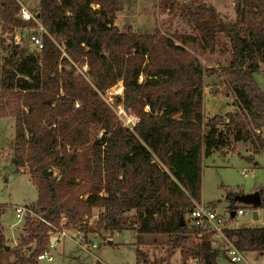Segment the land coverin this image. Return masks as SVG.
<instances>
[{
	"label": "trees",
	"instance_id": "obj_1",
	"mask_svg": "<svg viewBox=\"0 0 264 264\" xmlns=\"http://www.w3.org/2000/svg\"><path fill=\"white\" fill-rule=\"evenodd\" d=\"M238 3L229 20L201 0H158L162 11L194 25L193 36L120 30L123 0H39V51L18 54L0 35L9 51L0 67V118H13L14 163L37 189L33 215L10 249L0 207V264H36L61 222L85 237L135 229L136 264L167 263L176 252L183 262L215 264L221 251L208 235L197 241L186 220L201 202L202 159L239 141L264 147V91L253 75L264 70V0ZM20 10L18 0H0L2 33L38 27ZM216 50L231 56L222 71L236 109L206 118L204 77L215 69L199 57ZM118 82L114 100L137 115L132 127L103 98ZM255 190L264 208V184ZM234 195L229 210L245 208ZM225 233L243 253H264V225ZM147 242L164 244L165 255L150 261L140 248Z\"/></svg>",
	"mask_w": 264,
	"mask_h": 264
},
{
	"label": "rangeland",
	"instance_id": "obj_2",
	"mask_svg": "<svg viewBox=\"0 0 264 264\" xmlns=\"http://www.w3.org/2000/svg\"><path fill=\"white\" fill-rule=\"evenodd\" d=\"M33 1L35 0L27 2L28 5L24 0L22 3L27 8L33 9L35 5ZM180 1L188 2L189 0ZM201 1L213 5L223 17L229 20H234L236 6H239L238 0ZM115 25L122 31L132 29L142 32H161L169 35L178 33L199 36V31L194 25L188 24L176 15L162 11L158 0H123V8L116 15ZM38 32L41 33L40 30ZM26 34L25 30L22 31L24 43L18 44V47L14 49L18 54L37 52L34 47L26 42ZM6 44L12 43L5 42ZM12 45L16 44L13 43ZM219 50L207 52L199 57L204 66L214 67L215 69L214 74H207L204 77L203 112L206 118L214 115L224 116L227 112L236 109L234 95L225 85L222 71V67L227 64L231 56L228 52H220ZM8 53L9 51L2 50L0 45V67L3 63V56L8 55ZM86 70V64L83 65L82 69H77L79 72ZM253 75L260 88L264 91V70L255 71ZM122 90V82H118L107 90L103 98L119 118L127 123L128 119L131 118L132 120V117H137V115L131 109H126L121 104L115 103L114 96L121 94ZM219 129L226 130V124H220ZM261 135L264 141V128ZM13 151L14 120L11 117L0 118V207L3 209L1 223L5 236L4 245H8L9 249L16 245V240L23 231L25 220V218H22L18 221L15 215V207H31L37 199V189L31 183L27 169L22 166L17 167L12 161ZM54 171L56 173V170ZM263 184L264 148L255 150L250 142L239 141L234 143L231 148L213 150L202 159L201 202L214 206L220 214L228 215V195L230 193H250L257 186ZM245 206L246 213L234 217L231 225L236 227L262 226L264 208H257L260 209V220L251 223L252 208L248 205ZM97 213L98 210L95 209L94 214L89 219V224H92L94 219H96ZM186 220L189 223L188 215ZM62 223L64 222L60 224V233L57 230L58 228H53V231H51L50 239L57 236L58 238L55 239L54 244L49 243L46 249L52 255L53 260H39L37 255L35 257L36 264H96L97 262L102 264H136L137 231L135 229L115 231L111 234L103 233V236L88 234L86 238L90 247H87L84 242L78 239L85 235L83 232L72 226H62ZM161 238L157 240L159 242L163 241L164 238ZM93 243H96L97 247H92L91 244ZM212 246L222 252L217 256L215 264H242L241 262H231L220 247L214 244ZM33 248L29 250L28 254ZM140 248L146 252L150 261L165 255L164 244L147 242L145 246ZM255 257L250 254L246 255L249 262L264 264V253ZM162 264H201V261L195 258H188L186 262H183L180 253L176 252L169 262Z\"/></svg>",
	"mask_w": 264,
	"mask_h": 264
},
{
	"label": "built area",
	"instance_id": "obj_3",
	"mask_svg": "<svg viewBox=\"0 0 264 264\" xmlns=\"http://www.w3.org/2000/svg\"><path fill=\"white\" fill-rule=\"evenodd\" d=\"M20 17L25 20L32 19L36 22V29H26V28H18L15 34L11 37L7 33H2V24H0V35L5 40V42L15 43V44H23L24 40L22 37V31H26V42H28L32 47H34L37 51H39L43 47L42 34L45 32L44 27L41 22L37 18V16L30 12L26 7L21 4V10L19 13ZM41 31V33L38 32ZM64 46L61 47L63 49ZM138 121L137 117H132L128 119V122L125 123L129 127H132ZM246 174V173H245ZM253 210V209H252ZM233 216L229 210L228 215L220 214L214 207L203 204L202 202H194V207L188 214L189 223L194 226L197 231L195 234V239L200 241L205 235L209 236V239L212 244L217 247H220L226 255L227 258L231 262H241L242 264H251L246 258L245 253H243L233 242L232 239L227 237L225 231L229 228H233L236 226L231 225V222L234 220V217L241 216L246 213L244 208H239L234 210ZM33 214L30 207L27 206H16L15 207V215L20 221L22 218L24 219L26 215ZM60 233V230H58ZM51 234V232H50ZM64 234V233H63ZM62 234V235H63ZM58 238V236H57ZM80 241L84 242V245L90 247L87 238L85 235L81 238H78ZM84 240V241H83ZM92 247H97L96 243L91 244ZM39 260L47 259L49 261L53 260L52 255H50L48 250L43 251L38 255Z\"/></svg>",
	"mask_w": 264,
	"mask_h": 264
},
{
	"label": "water",
	"instance_id": "obj_4",
	"mask_svg": "<svg viewBox=\"0 0 264 264\" xmlns=\"http://www.w3.org/2000/svg\"><path fill=\"white\" fill-rule=\"evenodd\" d=\"M233 200L235 202H238L240 204L243 205H248L251 207H254V209L252 210V215L254 219H257V207H259L261 205V196L258 190H255L253 192L250 193H239L234 195ZM234 210L231 212V215L233 216L234 214ZM57 237H51L50 239V243L54 244V241ZM110 242V241H109ZM6 249L9 248L8 245L5 246Z\"/></svg>",
	"mask_w": 264,
	"mask_h": 264
},
{
	"label": "crops",
	"instance_id": "obj_5",
	"mask_svg": "<svg viewBox=\"0 0 264 264\" xmlns=\"http://www.w3.org/2000/svg\"><path fill=\"white\" fill-rule=\"evenodd\" d=\"M24 7H26L22 2H23V0H18ZM25 2H26V4H27V2H29L28 0H24ZM34 2V8L32 9V8H27L26 7V9H28L30 12H33V10H35L36 9V7H37V5H38V3H39V0H35V1H33ZM28 5V4H27ZM261 134H262V132H261ZM262 136V135H261ZM262 149L264 148V147H261ZM14 155V154H13ZM12 161L14 162V160H13V156H12ZM15 164V163H14ZM215 208V207H214ZM216 209V208H215ZM259 210L260 209H257V219H254L253 218V215H252V221H251V223L253 222V221H257V220H260V215H259ZM264 222H261V225H264L263 224ZM249 226H252V225H249ZM222 253V252H221ZM248 254H250L252 257H254V256H258V255H260V254H256V253H248ZM245 255H247V254H245ZM255 257V258H256ZM215 263H216V260H215ZM251 263V262H250ZM201 264H205L204 262H202L201 261ZM251 264H254V263H251Z\"/></svg>",
	"mask_w": 264,
	"mask_h": 264
}]
</instances>
